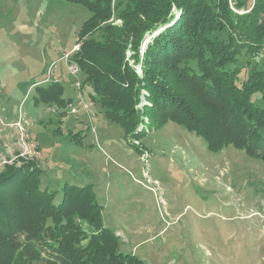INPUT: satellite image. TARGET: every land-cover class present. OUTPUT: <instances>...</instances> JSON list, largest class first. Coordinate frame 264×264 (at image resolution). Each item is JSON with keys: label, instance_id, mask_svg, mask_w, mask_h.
I'll return each instance as SVG.
<instances>
[{"label": "rangeland", "instance_id": "rangeland-1", "mask_svg": "<svg viewBox=\"0 0 264 264\" xmlns=\"http://www.w3.org/2000/svg\"><path fill=\"white\" fill-rule=\"evenodd\" d=\"M89 15L64 0H0V171L34 159L41 188L91 185L119 251L143 264H264V163L231 146L211 153L171 122L149 126L142 151L132 146L87 87L80 92V72H70ZM254 65L264 67V52L239 57V82ZM52 81L71 99L63 116L34 100L35 87ZM252 99L264 105L259 94Z\"/></svg>", "mask_w": 264, "mask_h": 264}, {"label": "trees", "instance_id": "trees-1", "mask_svg": "<svg viewBox=\"0 0 264 264\" xmlns=\"http://www.w3.org/2000/svg\"><path fill=\"white\" fill-rule=\"evenodd\" d=\"M64 1L90 14L69 59L83 76L78 89L87 87L132 146L142 151L138 138L148 127L171 122L211 153L231 146L264 163V105L252 99L259 94L264 102V67L252 66L241 82L237 67L243 53L264 52V0ZM63 96L59 81L35 87V103L61 116L71 105ZM42 174L34 159L2 165L0 264H143L119 251L91 185L49 190L41 188Z\"/></svg>", "mask_w": 264, "mask_h": 264}, {"label": "built area", "instance_id": "built-area-1", "mask_svg": "<svg viewBox=\"0 0 264 264\" xmlns=\"http://www.w3.org/2000/svg\"><path fill=\"white\" fill-rule=\"evenodd\" d=\"M75 49H77V46L75 47ZM75 49H73V50H75ZM141 54H142V51H141ZM129 55V54H128ZM67 56V55H66ZM137 71V73L138 74H141V70L140 69H137L136 70ZM70 72H71V74L72 75H76L77 73H78V69H77V67H76V65L75 64H73L71 67H70ZM46 81H48V78L46 79ZM146 96H147V93L144 91V90H142L141 91V96H140V99H141V103H140V106L142 107L143 106V104L145 103V98H146ZM87 106H85V108H86ZM20 126V125H19ZM27 136H25V137H23V139H22V141H23V143H27ZM135 143H137V142H135ZM27 145H28V147L29 146H31V144L30 143H27ZM27 147V148H28ZM24 149H26V148H24ZM21 156V155H20ZM23 156V155H22Z\"/></svg>", "mask_w": 264, "mask_h": 264}, {"label": "water", "instance_id": "water-1", "mask_svg": "<svg viewBox=\"0 0 264 264\" xmlns=\"http://www.w3.org/2000/svg\"><path fill=\"white\" fill-rule=\"evenodd\" d=\"M143 46L145 47V44ZM144 47L142 48V50L144 49Z\"/></svg>", "mask_w": 264, "mask_h": 264}]
</instances>
